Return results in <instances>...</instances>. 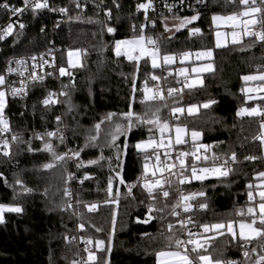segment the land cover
<instances>
[{"label":"trees","instance_id":"16d2710c","mask_svg":"<svg viewBox=\"0 0 264 264\" xmlns=\"http://www.w3.org/2000/svg\"><path fill=\"white\" fill-rule=\"evenodd\" d=\"M8 2L11 5L16 1ZM74 2L60 0L69 9V16L54 33L45 17L32 12L23 18L24 28H15L0 44V76L9 57L45 51L52 39L61 46L59 69L67 70L66 75L59 72L44 85L32 88L24 100L6 98L3 115L10 130L6 134L8 147L2 146L0 152V204L20 207L22 211L6 212L0 221V264H73L81 255L85 257L83 264H156L158 252L180 251L176 241L181 233L173 215L177 198L174 181L164 178L160 187L152 188L151 195L148 189L140 188L128 194L129 186L143 174L144 165L150 167L156 160L152 150L139 151L136 144L163 137L171 130L176 139L177 127L186 129L181 135L183 142L177 145L180 151L188 153V163L193 152L202 150L207 159L228 158L234 153L240 161L225 176L195 179L186 172V192L198 195L207 206L198 219L200 225L250 223L252 217L247 208L259 204L258 184L264 181L259 176L264 172L263 143L257 138L264 133L260 116H237V112L256 104L263 110L264 98L249 100L250 95L240 94L239 90L250 83L264 87V81L245 83L243 79L264 74V41L253 38L216 48L211 21L215 14L245 8L230 4L229 0H208L196 22L185 24L168 36L164 22L183 21L187 17L154 19L139 12L131 0L95 1L94 9L77 13L73 10ZM5 16L6 10L0 9V20ZM152 20L156 23L162 56L212 49L209 62L213 68L203 75L201 86L173 85L174 91L167 100L155 98L141 103L148 89L145 79L158 75V68L148 58L118 57L114 45L139 37L141 29L145 37L154 34L149 29ZM109 27L114 31L109 33ZM191 29H199L196 36H191ZM69 52L80 54L79 68L68 69ZM191 64L194 63L185 66ZM61 92L67 95H60ZM49 93L59 94V99L46 106L43 101ZM129 105L145 120L154 119L155 113L161 125L166 122L168 127L162 133L159 125L133 120L129 131L128 121L122 117ZM191 106H195V111L190 114ZM173 108L183 111L173 113ZM109 113L115 114L111 120L105 119ZM178 114L181 117L172 121ZM102 120L97 133L94 126ZM118 124L121 131L116 133ZM62 126L65 139L47 135ZM193 131L200 133L195 140ZM113 134L117 136L115 141ZM46 143L65 158L55 161L44 149ZM5 151L9 155L5 156ZM75 152H79L78 157L73 156ZM246 157L255 159L248 162ZM47 163L55 166L43 168ZM116 174L122 176L126 186L117 181ZM65 190L70 195H65ZM162 191L169 195L165 197ZM249 191L253 193L252 201L248 199ZM70 199L73 208L68 205ZM92 202L96 207L89 211ZM148 214L151 218H147ZM149 219L148 224H143ZM208 237L214 238L204 244L200 254L213 262L241 261L245 251L250 252L246 264H256L259 256H264V239L249 242L233 238L226 227L205 232L204 241ZM89 240L91 243H86ZM97 241L103 242L99 249ZM89 252L97 261L88 260ZM195 259L198 261L196 254Z\"/></svg>","mask_w":264,"mask_h":264},{"label":"built area","instance_id":"2783aa9c","mask_svg":"<svg viewBox=\"0 0 264 264\" xmlns=\"http://www.w3.org/2000/svg\"><path fill=\"white\" fill-rule=\"evenodd\" d=\"M16 2L11 4L14 7H24L23 0H15ZM95 1L100 0H75L73 4V10L77 13H85L89 10L94 9V3ZM102 1V0H101ZM135 4H137V10L139 12H143L144 15H151L154 19L157 18H167V17H187L191 18L192 16H199L200 13L204 11V8L207 7L208 0H201L200 3H197V0H131ZM60 0H47L48 7L43 9H38L34 13H39L43 17H45L46 21L50 22L51 26L50 29L53 31H57L59 29L60 24L66 20L69 16V9L61 5ZM230 4H238L245 8L244 5L240 4V0H235V2H232V0H229ZM141 4H150L151 6L147 9L139 8L138 5ZM250 6H257L264 9V4H261L260 0H256L255 5ZM61 8L66 9V12L62 13L60 11ZM32 8L29 6L22 14H17L13 16L11 13H9L6 10V16L0 20V31H2L4 28L7 27L9 23L13 24V30L17 27H19L20 24H23V18L27 16L29 13H32ZM239 12H235L234 14H239ZM263 14L258 13L254 17H250L253 19H256L258 22L255 25L249 26L250 32H257L264 30V19ZM241 20H245V17H241ZM45 29V26H43V31ZM149 29L154 32V34H149L147 37H151L156 41L155 48L158 49L159 54V62L160 64L157 66L158 68V75H149L145 79V84L150 89L152 96L156 95L157 93L161 94L164 98L163 100H167L169 98V89H174L173 85L177 86H184V83L188 79V75H179V70L181 67L185 66L188 63H194L195 61L199 60L197 54H193L190 52H184L188 53V56H184V53L175 55L174 59L176 64L171 65L169 63H164L162 59L161 54V48H160V40H159V34L157 32L156 23L154 20L149 22ZM193 29L189 31L191 36H196L198 32H193ZM237 32L239 34V40H247V39H256L253 35H244V29L241 25ZM9 35L5 36L4 39L0 40V44L3 43ZM149 49H152V45H147ZM61 51V46L55 43V40H51L49 42V46L45 51L40 52H33L30 54H20V55H14L8 58V60L5 63L4 67V73L3 76L5 77V83L3 86V91L6 93V98L11 101H17V100H24L29 96L30 91L32 88L36 86H41L47 83L49 80H52L59 74V64H58V55ZM182 60H186L189 62H186L184 64H181L180 62ZM17 61H22V64H18ZM13 69L12 72H9L8 69ZM155 76L157 79L153 80L152 77ZM23 88L24 91L20 92L17 95H13V89H21ZM261 86L256 83H250L246 85L245 87L241 88L239 90L240 94H247L251 95L256 93ZM173 93V92H172ZM52 100L57 101L59 99V94H54L51 97ZM156 99H160L159 95H156ZM264 110V105H263ZM181 117L180 114H178L177 117L172 118L173 120H176L177 118ZM10 130V128H9ZM7 131H0V135L2 141L0 142V152L2 151L3 141L9 140V138L6 136V134L9 132ZM52 133H55L56 137L64 138L66 137V130L65 127L62 126L61 128H57ZM169 138L168 142H161L157 144L156 148L152 149V152L156 154V160L153 163L152 166H150L147 171L144 170L141 177L138 179L137 182H135L134 187L129 188L128 194L130 195L135 189H145V184H152L155 185L156 181H160V184L158 187L161 186V182L164 178H168L170 180H173L175 183V192L177 195L176 198V206H175V215L174 218L176 220V225L180 229L181 238L180 241H183L184 243L181 244L179 247L180 251L182 253L185 252V249L187 248L188 254L192 259H195V253H192L191 249L193 245L188 244V232H192L193 234H196L193 238L198 239L202 244L204 243L205 238V232L204 229L201 227L199 223V217L201 214L204 213L205 208H201L200 205L202 204L199 200V196L193 193H187L186 192V185L188 183V177L185 175L186 172H190V177L197 179L196 177H199L201 172L200 169L204 167L213 168V167H220L227 168L228 172L231 171L234 167L238 166L240 164V161L237 156H235V161L232 160V156L228 158H213V159H205L204 155L205 152L202 151H196L192 153V160L190 163L186 161L185 156L181 155L183 152L178 149V145L176 143V139L172 133V130L169 134L163 136ZM159 157V159H157ZM196 157H199V159H196ZM184 160V167L181 168L180 160ZM261 159L264 160V143H263V151L261 154ZM251 159H248V162H251ZM227 162V163H225ZM171 167L170 166H173ZM196 168V172L193 173L192 168ZM161 169V170H158ZM155 173V175L153 174ZM195 176V177H193ZM207 176H220L212 173H208ZM184 181L181 183V181ZM130 185V186H132ZM156 187V188H158ZM155 188V187H153ZM166 192V191H162ZM192 196V199H189L185 201L183 197ZM113 196L111 193H109V199H112ZM68 205L69 207L73 208L74 203L72 199L69 200ZM95 205L94 202L90 203V206ZM187 205L189 207V211L185 212L184 207ZM93 211V210H92ZM183 223V226H182ZM258 224V223H257ZM260 240V239H259ZM258 240V241H259ZM256 241V242H258ZM249 247V246H248ZM199 249V251H201ZM248 254H250L249 251H247ZM264 252V251H263ZM244 253V252H243ZM249 255L247 257L242 254V260L241 261H235V264H246V260H248ZM85 257L84 255H81L79 259L76 261V264H83ZM196 260V259H195ZM196 264H199L198 261H196Z\"/></svg>","mask_w":264,"mask_h":264},{"label":"snow or ice","instance_id":"6c2138e0","mask_svg":"<svg viewBox=\"0 0 264 264\" xmlns=\"http://www.w3.org/2000/svg\"><path fill=\"white\" fill-rule=\"evenodd\" d=\"M200 2H201V0H197V3H200ZM232 2H235V0H232ZM260 2H261V4H264V0H260ZM23 3H24V7L20 8V7H14V6L10 5L8 0H5L4 3H0V9H5L9 13H11L13 16H15L17 14H22L29 6H31L33 12H35L38 9H43V8L48 7L47 0H23ZM255 3H256V0H240V4L244 5L246 10L240 12L238 15L232 14V15H228L226 17L213 15L212 21L214 24L217 22L227 24V25L231 26L233 29L239 28L242 25L243 29H244V35H253L256 37L257 40L264 41V30L257 31V32H250L248 30L250 25L257 24L258 21L256 19L249 18L246 20H241V17H254L256 14L264 12V9H262L261 7L250 6V5H255ZM150 6H151L150 4H141V5H138V9L139 8L147 9ZM60 11L62 13H64V12H66V9L61 8ZM108 14L110 15V13H108ZM197 18L198 17L195 15L192 16L191 18H185L181 22V26L188 24V23H191L192 21H195ZM13 27H14L13 24L9 23L6 28H4L2 31H0V40L4 39L5 36H7V35H11L13 32ZM19 27L24 28V25L20 24ZM107 30L109 33L114 31V29H112L111 27H109ZM133 31H135V28H133ZM192 31L193 32H199V29H193ZM219 35H220V33L217 32V38H218L217 39V46L218 47L220 46ZM237 35H238V33L235 31L232 33L234 43L239 42L237 40ZM155 44H156V41L154 39H152L151 37L146 38L143 35V29H141V35L139 37H135L133 39L116 42V55L118 57L121 55V46L123 45L124 46L123 55L127 56L129 60H139L141 57L147 55V56L151 57L152 66L155 68L158 66V60H159L158 49L155 48ZM147 45H152L153 48L149 49L147 47ZM135 52H138L139 56H134L132 54ZM72 55H73V53L69 52V64L72 67H75L76 65L73 64V62L71 60ZM188 55H189L188 53H184V56H188ZM211 55H212V53L210 50L207 52L197 53L198 58L202 57V56H207L210 58ZM173 59L174 58L172 56H164L163 57V61L166 64L171 63ZM17 63L22 64L23 62L17 61ZM203 70H205V69H193V71H203ZM206 70L211 71L212 66L209 65ZM8 71L12 72L13 69L9 68ZM59 72H60L61 76L66 75L65 69L63 67H61L59 69ZM152 79L155 80V79H157V77L153 76ZM243 79L244 80L259 79V80L264 81V75H260L259 77L245 76V77H243ZM4 83H5V77L0 76V85H3ZM65 87H67V86H65ZM23 91H24L23 88L13 89L12 94L17 95ZM150 91H151L150 89H147V88L145 89V96H144V99L141 100V103H144L146 100L155 99L156 95H159L160 99L164 98L159 93H157L156 95H153V96H149L148 92H150ZM173 91H174V89H169V95H171ZM53 95H54L53 93H49V97L44 99L43 104L47 106L50 103H56L55 100L51 99V97ZM60 95H67V93L61 92ZM5 106H6V93L4 91H0V131L9 130L8 121L4 118V115H3ZM204 107H208V104H205ZM157 111H159V109H157ZM172 111H173V113H176V112H182L183 110L180 108H173ZM188 111L190 114L192 112H194L195 106L189 107ZM114 115H115L114 113H109V114H107L105 119L111 120ZM241 115H247V116H252V117L260 116L262 118L261 123H260V129H261V132L264 133V110H258L257 108H251V109L242 108L237 112V116H241ZM122 117L128 121V130L129 131L131 130V128L133 126V120H138V121H141L142 123H146V124L159 125L160 131L162 133H163L164 129L168 127L166 122L163 125H161L159 117H157L155 113H153L154 119L145 120L144 117H142L138 114H135L132 111L131 105H129V111L127 113H123ZM56 119H57V122L60 121V117H57ZM103 122L104 121L102 120L100 123H98L94 126L97 133H99L100 128H101V124ZM120 131H121V125L118 124L116 126L115 132L119 133ZM175 131H176V143L180 144L183 142L182 137H181V133H184L186 131V129L181 128V127H177L175 129ZM47 135L49 137H51V136L55 135V133L48 132ZM191 135H192L193 139L195 140L196 138H198L200 136V133L193 131L191 133ZM257 138L260 139L262 141V143H264V135H261ZM13 139L15 140L16 137H13ZM91 139L95 140L96 137H91ZM112 139H113V141H115L117 139V136L115 134H113ZM152 143L153 142L150 140L147 144L138 143L136 145V147L138 150H141L144 147H151ZM3 146L5 148H7L8 142L3 141ZM125 147H127V145H125ZM44 149L52 154L55 161H61L65 158L64 156L57 155L53 151L52 145L49 143L45 144ZM3 154L5 156H7V155H9V152L5 151ZM181 155L187 156L188 153H182ZM73 156L78 157L79 152L73 153ZM231 158L233 161H235V154L234 153H233ZM117 159L119 160V156H117ZM157 159H159V157H157ZM196 159H199V157H196ZM205 159H207V157H205ZM246 159L254 160L255 157H246ZM90 163L95 164V163H97V161H91ZM225 163H227V162H225ZM180 165H181V168L183 169L184 160H182V159L180 160ZM54 166H55L54 163H47V164L43 165V168L50 169V168H53ZM79 166L80 165H78V167ZM144 167H145V170L147 171L148 165L145 164ZM171 167H174V165L170 166V168ZM158 170H161V169H158ZM192 171H193V173H195L196 168L193 167ZM200 171H202L205 174L214 173V174H218L220 176H225L228 174L227 168H223V170H222V168H220V167H213V168L204 167V168L200 169ZM153 174L155 175V173H153ZM259 176L264 177V172L259 173ZM196 178L201 179L202 177H196ZM183 182L184 181L182 180L181 183H183ZM18 183H19V181H18ZM120 183L121 184L124 183V180L122 178L120 180ZM159 184H160V181L157 180L155 185L145 184L144 187L149 190V194L151 195L152 188L158 187ZM131 187H134V185L129 186L130 189H131ZM249 188H251V185H249ZM111 190H112V179L110 178L109 179V192L110 193H111ZM26 191H30V190L26 189ZM65 195H70V193H68V191L65 190ZM163 195L165 197H167L169 195V193L163 192ZM200 195H203V193H200ZM258 195H259V200H260V202L258 204V209H259L258 216H257L256 207H248L247 208V214L252 217L251 222L250 223L239 222V236H240L241 240L250 242L252 240L264 239V191H260L258 193ZM192 198H193L192 196L183 197V199L185 201L192 199ZM253 198H254L253 193L251 191H249V193H248L249 201H252ZM95 207H96L95 205L89 206V211L94 210ZM200 207L203 209V208H206L207 206L204 204H201ZM6 211L19 213L22 211V209L20 207H12V206H8V205L0 204V221H2V219H3L2 214ZM149 211H151V209H149ZM184 211L185 212L189 211V207L187 205H185ZM175 214L176 213L174 212L173 215H175ZM257 223L259 224V226H257ZM182 226H183V223H182ZM81 227H83V225H81ZM201 227L204 229V232H211L213 230H220V229H224L226 227L227 232L232 234L233 238H235V235H236V233L234 231V224L232 221H229L226 226L224 223H215V224H212L210 226L205 224V225H202ZM171 228H172V226L169 225V229H171ZM219 234L223 235V232H220ZM195 235L196 234H193L192 232L189 231L188 232L189 239H188L187 243L193 245L191 251H192V253L196 254V258L199 260L200 264H224V262H222V261L213 262L209 256L200 254L199 249L203 248L204 244L208 243V241L214 237L206 238L204 243L202 244L198 239L193 238ZM86 243H91V241L90 240L86 241ZM183 243H184L183 241L177 240L176 241L177 248H179L181 246V244H183ZM102 244H103L102 241H97L96 247L99 249ZM85 251H88V249H85ZM253 251H255V249H253ZM261 251H264V245H261ZM243 254L245 257H247L249 255L247 251H245ZM156 255H157L159 264H169V258H175V264H196V260L192 259L189 256L187 248L185 249V252L183 254H181L179 251H176V252L161 251V252H158ZM161 258H163V259H161ZM88 260L89 261H97V257L94 254H92L91 252H89ZM73 264H76V262L74 261ZM97 264H98V262H97ZM227 264H235V262L229 261V262H227ZM256 264H264V256H259V258L256 261Z\"/></svg>","mask_w":264,"mask_h":264},{"label":"rangeland","instance_id":"374dc122","mask_svg":"<svg viewBox=\"0 0 264 264\" xmlns=\"http://www.w3.org/2000/svg\"><path fill=\"white\" fill-rule=\"evenodd\" d=\"M244 10H246V9H244ZM244 10H241L240 12H242V11H244ZM232 14H234V12H232V13H227V14H215V15H218V16H228V15H232ZM213 17V16H212ZM250 17H245V20L246 19H249ZM212 19V18H211ZM182 21V20H181ZM181 21H179L178 22V19H176V20H174V21H165L164 22V26H165V29H167L166 30V34L168 35V36H171V35H173L178 29H180L182 26H181ZM212 21V20H211ZM212 26H213V28H214V46L216 47V48H218V46H217V32H219L220 33V35H219V42H220V46L219 47H223V46H226V45H228V44H233L234 42H233V36H232V33L235 31V32H237V29L238 28H235V29H233L231 26H229V25H227V24H224V23H221V22H217V23H213V21H212ZM238 33V32H237ZM127 40H129V39H127ZM237 40H239V34L237 35ZM114 47H115V49H116V43H115V45H114ZM123 48H124V46L122 45L121 46V55H123ZM211 51V53H212V55H211V57L209 58V57H207V56H202V57H199V60H197V61H195L194 62V64H191L190 66H183V67H181L180 68V70H179V75L180 76H182V75H188V79H187V81L184 83V87L185 88H195V87H198V86H201L202 84H203V75L205 74V73H207V72H209L208 70H206L207 68H208V66L209 65H211L212 66V68H213V65H212V63L211 62H209L211 59H212V56H213V51H212V49H207V50H203V51H195V52H193V54H197V53H201V52H207V51ZM134 56H139V53L138 52H135V53H132ZM123 56H125V55H123ZM158 56H159V54H158ZM169 56H172L173 58L175 57V55H169ZM163 57H164V55L162 56V59H163ZM125 58L126 59H128V57L127 56H125ZM144 58H148L149 60H150V62H151V65H152V59H151V57L150 56H147V55H145V56H143V57H141L140 59H144ZM139 59V60H140ZM71 60H72V62H73V64H75L76 66L75 67H72L70 64H69V57H68V60H67V67H68V69H70V70H74V69H76V68H79L80 67V64H81V59H80V57H79V54L77 53V52H74L73 53V55H72V57H71ZM129 60V59H128ZM164 62V61H163ZM186 62H189V60L188 61H186V60H182L180 63L181 64H184V63H186ZM160 64V62H159V60H158V65ZM169 64H171V65H174V64H176V62H175V59H173L172 60V62L171 63H169ZM193 69H205V70H203V71H193ZM67 70H66V68H65V72H66ZM260 75H264V74H260ZM260 75H256V76H254V77H259ZM248 82H263L262 80H259V79H254V80H245V83H248ZM261 89V90H260ZM259 90L260 91H258V92H256V93H254V94H251L249 97H248V99L249 100H256V101H258V100H261V99H263L264 98V95H261V94H259V93H263L264 92V87L263 86H261V88H260ZM148 95H150V92H148ZM246 108V107H245ZM251 108H257L258 110H260L259 109V106L256 104L255 106H253V107H251ZM251 108H248V109H251ZM183 133H181V135H182ZM182 137V136H181ZM152 141L153 143H152V146L151 147H144L143 149H141V150H139V151H149V150H152L153 148H156L157 147V144L158 143H161V142H168L169 141V138H167V137H159V138H157V139H149V140H146V141H142V142H139V143H142V144H147L149 141ZM138 144V143H137ZM136 144V145H137ZM135 148L137 149V147L135 146ZM138 150V149H137ZM148 169H150L149 168V166H148V168H147V170ZM212 174H214V173H212ZM208 174H205V173H203V172H201V174H200V176L199 177H202V178H204V177H206ZM216 175H218V174H216ZM193 177H195V176H193ZM259 186V188H258V191H257V195H258V193L260 192V191H264V181H262V182H260L259 184H258ZM145 189H147V188H145ZM258 197H259V195H258ZM256 211H257V213H259V209H258V205H257V207H256ZM234 231H235V233H236V235H235V238H239L240 239V236H239V223L236 225V226H234ZM231 236H232V234H231ZM233 237V236H232ZM259 239H257V240H252V241H258ZM176 252V251H175ZM180 252V251H179ZM181 253V252H180ZM181 254H183V253H181ZM199 261V260H198ZM156 264H159V261H157L156 260ZM169 264H175V258H172V261L171 262H169ZM199 264H200V262H199Z\"/></svg>","mask_w":264,"mask_h":264},{"label":"water","instance_id":"95a60500","mask_svg":"<svg viewBox=\"0 0 264 264\" xmlns=\"http://www.w3.org/2000/svg\"><path fill=\"white\" fill-rule=\"evenodd\" d=\"M197 17H198V16H197ZM197 19H198V18H197ZM197 19H196L195 21H192V22H196V21H197ZM115 177H116L117 181L120 183V180H121L122 176H120L119 174H116V175H115ZM122 179H123V178H122ZM123 180H124V179H123ZM120 184H121V183H120ZM121 185H122V186H126V183H125V181H124V183H123V184H121ZM147 218H151L149 214L147 215ZM149 222H150V219H149V220H146V221H144V222H143V224H145V225H146V224H148Z\"/></svg>","mask_w":264,"mask_h":264},{"label":"crops","instance_id":"0c3cea01","mask_svg":"<svg viewBox=\"0 0 264 264\" xmlns=\"http://www.w3.org/2000/svg\"><path fill=\"white\" fill-rule=\"evenodd\" d=\"M179 22V21H178ZM115 52H116V49H115ZM79 54V53H78ZM68 57H69V54L66 56V59L68 60ZM79 57H80V59H81V56H80V54H79ZM7 212V211H6ZM6 212H4V213H6ZM4 213L2 214V216L4 215ZM3 220V219H2ZM166 252H175V251H166ZM181 252V251H180ZM182 253V252H181ZM161 259H163V258H161ZM158 261V258H157V255H156V259H155V261ZM172 261V258H169V262H171Z\"/></svg>","mask_w":264,"mask_h":264}]
</instances>
